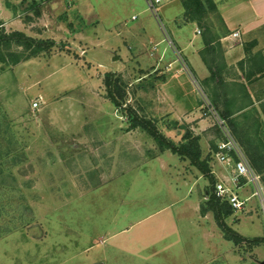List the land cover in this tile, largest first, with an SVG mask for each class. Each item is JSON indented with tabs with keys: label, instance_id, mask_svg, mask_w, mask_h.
Masks as SVG:
<instances>
[{
	"label": "rangeland",
	"instance_id": "1",
	"mask_svg": "<svg viewBox=\"0 0 264 264\" xmlns=\"http://www.w3.org/2000/svg\"><path fill=\"white\" fill-rule=\"evenodd\" d=\"M235 1L212 0L217 12L207 10L197 25L204 43L218 49V37L230 34L218 7L232 19ZM181 13L180 0L167 3L157 25L143 0H0L5 33L55 42L50 55L0 63V264H264L256 202L224 223L242 238L262 242L251 250L235 247L211 213L199 217L212 187L197 167L159 149L127 120L143 117L175 147L185 144L186 134L199 138L201 160L216 181L226 176L213 158L224 135L207 114L208 104L246 158L245 145L264 149V105L248 110L243 95L236 98L220 51L199 55L210 66L215 58L239 137L222 116L226 107L214 104L221 91L214 93L212 81L191 84L185 73L190 90L170 79L173 72L161 75L168 105L162 83L143 78L152 70L151 53L159 54L148 41L162 40L164 28L169 34L178 25L183 30ZM144 40L147 49L139 54L134 44ZM172 41L167 50L187 63ZM106 74L124 85L125 101L115 94L120 108L108 97ZM192 96L201 118L178 121L169 106L190 107Z\"/></svg>",
	"mask_w": 264,
	"mask_h": 264
},
{
	"label": "crops",
	"instance_id": "2",
	"mask_svg": "<svg viewBox=\"0 0 264 264\" xmlns=\"http://www.w3.org/2000/svg\"><path fill=\"white\" fill-rule=\"evenodd\" d=\"M218 12L224 21L226 26L225 29L230 31V34L226 33L225 35L219 36L218 49L216 47L217 52L220 51L222 55V58H220L223 69L224 71L230 72L232 76L231 81L234 83V89L238 88L236 90L238 97L236 98L243 95L248 104L247 109L251 110L254 108L258 111L260 107L262 108L264 105V0H236L234 2V15L232 19L226 20L225 15L227 13L225 10L220 9V7H218ZM181 23L184 24V29L190 27V31L186 33L183 32L184 29L180 30V25L170 34L166 28L164 29L169 38H172L174 43L184 53L187 63L184 62L185 60L180 61L177 57L174 58L175 55L167 50L171 47H168L166 43L163 42L165 37L161 32L163 35L162 40L156 43L153 42L152 39L148 41L150 46L156 44L159 51L157 55L151 53V57H154V60L149 66L150 69H152L150 74H155V72L158 73L162 66L160 69L162 72L159 71L161 73L160 75L173 72V76H171L170 79L177 77L179 80L186 82V86L192 90V86L183 75L187 73V78L190 80L191 84H196L197 82L200 84L202 80L208 77V70L204 66L199 55L206 47V43H204L201 37L202 33L195 23L185 24L182 19ZM197 31L200 33L197 34ZM235 32L238 36L232 38V34H235ZM146 44L147 42L145 40L137 41L134 47L139 54H141L143 50L147 49ZM164 44L166 46L160 49L161 45ZM210 45L212 46L213 43H210ZM164 82L161 84L160 92L162 98L166 101L165 93L162 90V87L166 84ZM191 99L192 105L190 107L175 105L177 106L176 108L169 106L170 111L173 112L178 121L189 124L201 118L200 113V118L197 117L199 107L196 98L192 96ZM166 103L168 104V101H166ZM236 107L234 106V111H241L243 109V107ZM195 183L197 184V182ZM196 184H194V186ZM199 217L200 219H207V214L205 216L199 214Z\"/></svg>",
	"mask_w": 264,
	"mask_h": 264
},
{
	"label": "trees",
	"instance_id": "3",
	"mask_svg": "<svg viewBox=\"0 0 264 264\" xmlns=\"http://www.w3.org/2000/svg\"><path fill=\"white\" fill-rule=\"evenodd\" d=\"M180 5L182 8V21L183 23H195L200 26L203 20V16L206 14L207 10L211 13L217 12L216 6L213 4L212 0H180ZM220 37H218L219 39ZM216 39V40H218ZM212 42V41H211ZM55 42L52 40H37L35 38L26 36L22 33H5L4 30L0 29V63L9 64V63H19L18 61L28 60L37 58L41 55H50L52 50H54ZM20 49V52L12 51L13 49ZM15 49V50H16ZM208 53H216L217 49L212 47L209 43H206L204 48ZM214 58V56H213ZM202 59V56H201ZM205 67L209 72V78L203 80L205 83L212 81L216 88L214 93L221 91V94H214L216 98L213 97L214 104L221 102L226 108L221 110L222 116L228 120L230 127L235 131V122H233L231 117L230 107H227L229 104V99L225 91V82L219 76V67L215 62L213 64L206 65L204 59H202ZM151 72V71H150ZM150 72H144L142 75L143 78L148 76H153L155 80L163 83L165 81V76L150 74ZM140 81H143L141 79ZM108 97L110 101L118 108L120 104L118 99L115 97V94H119L121 100L125 101L126 93L122 91V81L120 79L112 80V75H105L103 81ZM142 84H145L144 82ZM224 98H226L224 100ZM127 120L131 123V130L141 129L143 132L147 133L149 137L155 142L157 147L162 150H169L173 155L179 157V159H188L191 163L197 167L199 172L208 180L211 185V194L207 197L205 203L200 206V215L205 216L207 213L213 215L214 223L220 232L223 234L224 239L228 242L233 243L235 247L240 249L251 250L255 247H258L262 242L259 238L246 240L239 236L237 233L233 232L227 227L224 223V219L234 214L233 210L227 205L226 202L215 197L214 194V185L216 183V178L211 173L205 160H201V150L199 147V138L193 137L190 133L186 134L183 139L186 141L185 144L175 147L171 142L166 140L161 134L158 133L155 126H153L150 121L145 120L143 117L130 116ZM239 137V135L236 133ZM245 145V144H244ZM252 148H251V147ZM246 146L247 148V159L252 169L260 176L262 184L264 186V149H260L257 146ZM216 150V146H215Z\"/></svg>",
	"mask_w": 264,
	"mask_h": 264
},
{
	"label": "built area",
	"instance_id": "4",
	"mask_svg": "<svg viewBox=\"0 0 264 264\" xmlns=\"http://www.w3.org/2000/svg\"><path fill=\"white\" fill-rule=\"evenodd\" d=\"M147 11L156 19L158 24H162L161 8L167 3L176 0H143ZM135 18L132 17V20ZM165 30V29H164ZM197 34L200 32L197 31ZM164 41L168 47H174L173 41L164 35ZM234 36H237L235 34ZM39 102L32 104V109H37ZM206 112L214 118L216 125L224 135V142L216 147L213 158L215 162L226 172V176L216 181L214 185L215 197L227 203L234 213H241L250 205L251 200L257 204L259 213L264 223V186L261 178L252 169L248 159L242 154L237 144L233 140L225 120L221 119L215 108L208 104ZM250 191L249 196L244 197L243 192Z\"/></svg>",
	"mask_w": 264,
	"mask_h": 264
}]
</instances>
